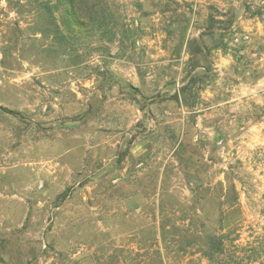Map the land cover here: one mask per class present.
I'll return each mask as SVG.
<instances>
[{
  "label": "rangeland",
  "instance_id": "1",
  "mask_svg": "<svg viewBox=\"0 0 264 264\" xmlns=\"http://www.w3.org/2000/svg\"><path fill=\"white\" fill-rule=\"evenodd\" d=\"M76 4L0 0V264H264V0Z\"/></svg>",
  "mask_w": 264,
  "mask_h": 264
},
{
  "label": "crops",
  "instance_id": "2",
  "mask_svg": "<svg viewBox=\"0 0 264 264\" xmlns=\"http://www.w3.org/2000/svg\"><path fill=\"white\" fill-rule=\"evenodd\" d=\"M198 1H202V0H198ZM205 30H206V28L202 27L198 30V32L193 33V35H190L189 32L187 33V36L185 37L186 41L182 44L183 53L184 52L187 53L188 51L193 50V45H192L193 41L197 42V43L200 42L201 41L200 36H204L202 31H205ZM161 33H163V34L161 35ZM161 33L157 35L158 38H156V36H155L153 39V43H155V45L153 46L155 49L154 52H157V55L155 54L156 58L153 62H157V64H160V62H162V56H164L168 52V50L170 49L169 48L170 46L168 44L163 43V41H165V38L168 35V33L167 34H165V32H161ZM160 36H162V37H160ZM160 38H162V39H160ZM189 38H192L190 43H189ZM198 48L199 47L196 48V46H195V49H194L195 51H197V53H198V50H197ZM204 48H205V51H207L205 46H204ZM212 50H213V52L216 53V55L218 57L215 56V57L211 58V61L213 62L214 65L215 64L220 65L222 63V61L224 60L223 56H225V53L223 52L222 47H218L216 45L215 48H213ZM199 67L204 69V66H202V65H200Z\"/></svg>",
  "mask_w": 264,
  "mask_h": 264
},
{
  "label": "trees",
  "instance_id": "3",
  "mask_svg": "<svg viewBox=\"0 0 264 264\" xmlns=\"http://www.w3.org/2000/svg\"><path fill=\"white\" fill-rule=\"evenodd\" d=\"M63 2H64V7L66 9V13L69 16V20H71L72 22L74 21L72 19L75 18L76 23H78L79 25L83 24V21H81V19H78L79 17L76 14L77 13L76 0H63ZM210 241L212 242V248H215V249L220 248L219 243H217L215 239L211 238Z\"/></svg>",
  "mask_w": 264,
  "mask_h": 264
}]
</instances>
